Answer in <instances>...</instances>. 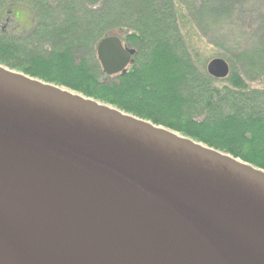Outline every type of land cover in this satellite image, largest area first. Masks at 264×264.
Here are the masks:
<instances>
[{"label":"water","instance_id":"water-1","mask_svg":"<svg viewBox=\"0 0 264 264\" xmlns=\"http://www.w3.org/2000/svg\"><path fill=\"white\" fill-rule=\"evenodd\" d=\"M0 264H264V170L0 65Z\"/></svg>","mask_w":264,"mask_h":264},{"label":"trees","instance_id":"trees-1","mask_svg":"<svg viewBox=\"0 0 264 264\" xmlns=\"http://www.w3.org/2000/svg\"><path fill=\"white\" fill-rule=\"evenodd\" d=\"M261 1L0 0V64L264 170ZM19 5L33 26L4 27ZM114 32L136 52L126 72L110 77L97 47ZM203 42L216 49L208 59ZM210 58L229 63L228 78L209 74Z\"/></svg>","mask_w":264,"mask_h":264},{"label":"rangeland","instance_id":"rangeland-1","mask_svg":"<svg viewBox=\"0 0 264 264\" xmlns=\"http://www.w3.org/2000/svg\"><path fill=\"white\" fill-rule=\"evenodd\" d=\"M261 3H263L264 4V0H262L261 1ZM15 9H16V11H15V13H14V15L12 14L9 18H5V19H7V20H9L10 22H4V27H6V25L7 26H9L7 23H11V25H15V26H18L19 28H20V30H26V29H29L31 26H33V24H34V21H33V14L30 12V10H29V8L27 7V6H25V5H19V7L18 6H16L15 7ZM117 34H119L118 32H114L111 36H117L118 37V35ZM120 35V34H119ZM120 38V37H119ZM121 39V38H120ZM122 40V39H121ZM206 42H203V49H204V52H205V56H203L202 58H206V59H208V57H210V56H212V55H214V54H216V52H214L216 49L214 48V47H212V46H208V45H206L205 44ZM125 45V44H124ZM126 47H128L127 45H125ZM130 48V47H129ZM132 49V48H131ZM214 59H217V58H214ZM222 59V58H221ZM210 60L212 61V58H210L209 60H207L208 62H210ZM207 62V63H208ZM209 64V63H208ZM1 66H3V67H5V68H8V69H10L9 67H6V66H4V65H2V64H0ZM11 70H14V69H11ZM14 71H17V70H14ZM18 72H20V71H18ZM22 73V72H21ZM26 75V74H25ZM29 76V75H28ZM34 78V77H33ZM36 79H38V80H40V81H43V80H41V79H39V78H36ZM43 82H45V81H43ZM45 83H47V82H45ZM50 84H52V83H50ZM55 85V84H54ZM56 86H58V85H56ZM59 87H61V86H59ZM61 88H64V89H67V90H70V91H72V92H75V93H78V92H76V91H74V90H71V89H68V88H65V87H61ZM78 94H80V95H83V94H81V93H78ZM83 96H85V95H83ZM85 97H87V96H85ZM87 98H90V97H87ZM91 99H93V98H91ZM94 100H96V99H94ZM96 101H98V100H96ZM98 102H101V101H98ZM101 103H104V102H101ZM105 104H107V103H105ZM108 105H110V104H108ZM110 106H113V105H110ZM113 107H116V106H113ZM116 108H118V107H116ZM118 109H120V108H118ZM121 110V109H120ZM121 111H123V110H121ZM125 113H128V112H126V111H124ZM128 114H131V113H128ZM131 115H133V114H131ZM133 116H135V115H133ZM136 117V116H135ZM150 122V121H149ZM165 128V127H164ZM167 129V128H166ZM168 130H170V129H168ZM172 131V130H171ZM173 132H175V131H173ZM176 133H178V132H176ZM178 134H180V133H178ZM180 135H182V134H180ZM184 136V135H183ZM205 145V144H204ZM217 150V149H216ZM219 151V150H218ZM222 152V151H221ZM223 153H225V152H223ZM226 154H228V153H226ZM230 155V154H229ZM234 157V156H233ZM238 159V158H237ZM241 160V159H240ZM242 161V160H241ZM244 162V161H243Z\"/></svg>","mask_w":264,"mask_h":264}]
</instances>
